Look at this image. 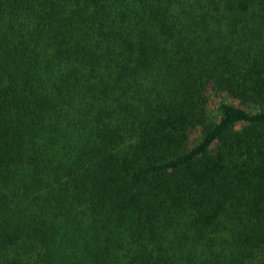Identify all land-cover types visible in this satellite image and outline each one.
I'll use <instances>...</instances> for the list:
<instances>
[{
  "label": "trees",
  "instance_id": "1",
  "mask_svg": "<svg viewBox=\"0 0 264 264\" xmlns=\"http://www.w3.org/2000/svg\"><path fill=\"white\" fill-rule=\"evenodd\" d=\"M0 264H264V0H0Z\"/></svg>",
  "mask_w": 264,
  "mask_h": 264
}]
</instances>
